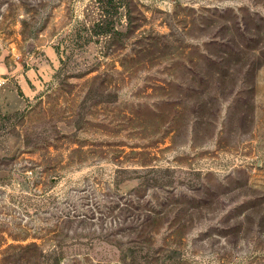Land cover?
<instances>
[{
	"label": "rangeland",
	"instance_id": "1",
	"mask_svg": "<svg viewBox=\"0 0 264 264\" xmlns=\"http://www.w3.org/2000/svg\"><path fill=\"white\" fill-rule=\"evenodd\" d=\"M0 264H264V0H0Z\"/></svg>",
	"mask_w": 264,
	"mask_h": 264
}]
</instances>
